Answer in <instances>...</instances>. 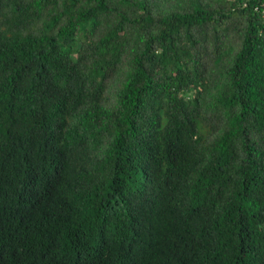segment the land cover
<instances>
[{
  "label": "trees",
  "instance_id": "1",
  "mask_svg": "<svg viewBox=\"0 0 264 264\" xmlns=\"http://www.w3.org/2000/svg\"><path fill=\"white\" fill-rule=\"evenodd\" d=\"M262 0H0V264H264Z\"/></svg>",
  "mask_w": 264,
  "mask_h": 264
},
{
  "label": "built area",
  "instance_id": "2",
  "mask_svg": "<svg viewBox=\"0 0 264 264\" xmlns=\"http://www.w3.org/2000/svg\"><path fill=\"white\" fill-rule=\"evenodd\" d=\"M262 12H263V14H264V0H262Z\"/></svg>",
  "mask_w": 264,
  "mask_h": 264
}]
</instances>
